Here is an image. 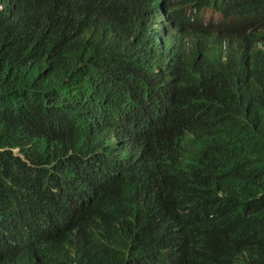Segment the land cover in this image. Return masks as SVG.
<instances>
[{
    "label": "trees",
    "instance_id": "trees-1",
    "mask_svg": "<svg viewBox=\"0 0 264 264\" xmlns=\"http://www.w3.org/2000/svg\"><path fill=\"white\" fill-rule=\"evenodd\" d=\"M156 2L0 0V264L227 259L192 247L176 214L137 186L150 172L195 171L163 136L150 151L123 116L172 102L215 128L209 157L226 165L209 182L226 195L210 201L244 219L226 245L252 233L243 264H264V58L249 64L238 48L225 63L174 59L150 44ZM175 76L191 82L176 89ZM112 132L125 145L109 192L88 160Z\"/></svg>",
    "mask_w": 264,
    "mask_h": 264
},
{
    "label": "clouds",
    "instance_id": "clouds-1",
    "mask_svg": "<svg viewBox=\"0 0 264 264\" xmlns=\"http://www.w3.org/2000/svg\"><path fill=\"white\" fill-rule=\"evenodd\" d=\"M154 6L150 44L173 47L165 52L174 59L188 56L196 64L217 55L225 63L227 55L238 48L248 56L249 64L264 58V0H157ZM155 71L160 74L164 69ZM174 82L177 89L191 80L175 76ZM175 107L176 102H172L149 113L123 116L150 151L160 154L153 142L163 136L175 153L195 158V171L150 172L146 182L137 186L176 214L192 247L226 252L227 259H212L209 264H243L247 249L258 244L251 242L252 233L243 231L226 245L244 219L235 208L225 209L210 201L215 195L219 199L226 195L223 187L209 182L210 174L226 165L223 158L209 157L207 140L215 128H201L188 108L177 112ZM123 145L121 137L112 132L101 138L95 157L88 160L105 191L117 188L115 170L123 160ZM166 252L176 256L174 248Z\"/></svg>",
    "mask_w": 264,
    "mask_h": 264
}]
</instances>
